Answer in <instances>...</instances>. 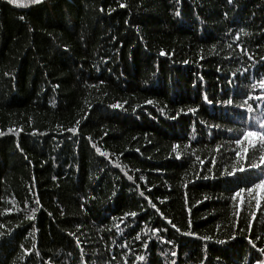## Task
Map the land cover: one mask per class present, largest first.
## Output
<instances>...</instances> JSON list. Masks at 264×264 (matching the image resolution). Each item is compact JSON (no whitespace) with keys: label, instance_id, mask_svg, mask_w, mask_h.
<instances>
[{"label":"trees","instance_id":"1","mask_svg":"<svg viewBox=\"0 0 264 264\" xmlns=\"http://www.w3.org/2000/svg\"><path fill=\"white\" fill-rule=\"evenodd\" d=\"M261 80L264 0H0V264L264 260Z\"/></svg>","mask_w":264,"mask_h":264},{"label":"snow or ice","instance_id":"2","mask_svg":"<svg viewBox=\"0 0 264 264\" xmlns=\"http://www.w3.org/2000/svg\"><path fill=\"white\" fill-rule=\"evenodd\" d=\"M10 3H13V4H17L19 3V0H9ZM31 3H38L39 0H30ZM176 15H179V12L176 13ZM161 55H164V53L162 52ZM260 87L261 88H264V80H261L260 81ZM260 97H258L259 99ZM203 99L204 101L211 105L213 103V101L209 100L207 95L205 94L203 96ZM149 103H151V101H149ZM220 103H223V104H227V105H231L233 103L232 99L228 98ZM245 104H247V101H245ZM244 105H241V107H243ZM112 107H115V108H118V107H121V105L119 104H115V105H112ZM197 111V109H189V112H192V113H195ZM247 111L248 112H251L252 111V106L251 105H247ZM262 127H264V125H261ZM253 139H256L258 141H262L264 142V133H261L259 131H246L244 134H243V140L239 139V138H236V143L237 144H243L245 141L251 143ZM97 151H99V149H97ZM247 152H248V149H244L243 152H237L236 155L238 157V160L239 161H245L246 158H247ZM106 155V153L104 154ZM203 163V162H202ZM260 164H264V155H261L260 156ZM260 164H257V163H249V168H259L260 167ZM241 172L245 171L244 167H243V164H241V167L239 169ZM229 175H234V173H228ZM205 179H207V177H204ZM128 180H132V177L131 176H128ZM252 186H255V187H260V188H264V179H259L258 182L257 180H253L249 183V185H246V187H252ZM245 190V187H239L237 189H233L232 191L234 192V196H233V199H235L236 197H239L241 195V193ZM141 195H143V193H141ZM152 207L155 208V205L153 204ZM260 207V204L259 202H257V208ZM131 215L133 217L136 216V212H132ZM170 223V221H169ZM173 228H175L176 226L173 224L172 225ZM155 231V230H154ZM177 231H179V229H177ZM187 235H191L192 233H186ZM140 237L137 236L136 239H139ZM233 238H235L233 236ZM170 242V241H169ZM219 243H225V241L221 240V241H218ZM251 242V241H250ZM145 248H147V244L144 245ZM253 247H255V245H253ZM259 252L261 254H264V248H261L259 249ZM138 259L140 260H143L144 257L143 256H140ZM256 264H264V260H258L256 262Z\"/></svg>","mask_w":264,"mask_h":264}]
</instances>
